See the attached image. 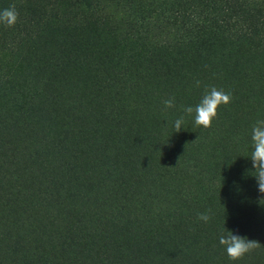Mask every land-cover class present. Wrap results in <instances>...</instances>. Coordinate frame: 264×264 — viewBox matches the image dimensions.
<instances>
[{
	"label": "trees",
	"instance_id": "trees-1",
	"mask_svg": "<svg viewBox=\"0 0 264 264\" xmlns=\"http://www.w3.org/2000/svg\"><path fill=\"white\" fill-rule=\"evenodd\" d=\"M12 5L16 24H0V264H118L134 258V233L213 260L226 230L257 227L264 194L243 177L264 119V0H0V12ZM212 86L233 99L204 128L183 108ZM237 196L234 222L198 220Z\"/></svg>",
	"mask_w": 264,
	"mask_h": 264
},
{
	"label": "rangeland",
	"instance_id": "rangeland-1",
	"mask_svg": "<svg viewBox=\"0 0 264 264\" xmlns=\"http://www.w3.org/2000/svg\"><path fill=\"white\" fill-rule=\"evenodd\" d=\"M5 58H0V66L3 65L5 62ZM2 69V68H1ZM240 175H234V178H238ZM255 177H243L244 179H250ZM249 183L253 182H247L244 181L243 183H239L240 186L245 187ZM258 195H261L260 192ZM257 195V196H258ZM256 196V197H257ZM241 196H237L236 198H233V201L231 203L228 202H218L217 205V211L214 215L213 220L217 222L225 221V223L230 224L231 222H234L236 217L240 214L242 215L243 210L240 206H238V203L242 200ZM260 201L259 203L254 204L253 212H254V218L253 221H256L257 227L252 229V226H249L248 228H244L242 226H238L236 235H240L242 237H247L248 239L257 240L261 247L258 249H255L252 252L247 253L242 259L233 261L231 260L225 250V247L222 245L220 246L222 251L218 252L219 259L208 257V256H197L193 253L194 247L183 249L184 245H181L177 241L175 242L173 239H171L168 243L164 241V239H161L160 244L154 245L152 244H145L148 246V248L142 244L140 241L138 235L134 233L133 239L136 240L138 244L130 245V247L125 250L124 254L132 255L134 258L128 260V259H122L121 262L118 264H264V199L259 197ZM252 206V205H251ZM246 217V216H245ZM217 230V228H216ZM218 232V231H217ZM212 235L215 238H218V234L212 230ZM221 235V234H220ZM220 238V237H219ZM141 242V243H140ZM182 249V250H180ZM159 251H162L158 253ZM213 248L209 250V252H212ZM186 254H189V258H185Z\"/></svg>",
	"mask_w": 264,
	"mask_h": 264
},
{
	"label": "clouds",
	"instance_id": "clouds-1",
	"mask_svg": "<svg viewBox=\"0 0 264 264\" xmlns=\"http://www.w3.org/2000/svg\"><path fill=\"white\" fill-rule=\"evenodd\" d=\"M19 13L16 10L15 5L4 9L0 12V24L6 26H14L18 20ZM195 86H200V81H195ZM233 99L231 92H226L223 89H219L215 86L206 89L200 102L193 108L187 106L183 108V111L187 115H194V121L197 126L209 128L212 126L213 120L218 115V109L221 105L229 104ZM165 109H171L175 107V97H169L163 101ZM185 124V117L180 116L173 122L174 131L180 132L182 126ZM252 148L251 161L252 167L255 169L254 176L256 177L258 191L264 194V119L257 120L251 131ZM195 142V141H194ZM211 209H208L204 213L198 214V220L208 222L212 217L210 215ZM219 243L225 247L228 257L237 261L242 259L247 253L254 251L261 247V244L257 240L248 239L240 235L233 234L232 231L226 230V235H221Z\"/></svg>",
	"mask_w": 264,
	"mask_h": 264
}]
</instances>
